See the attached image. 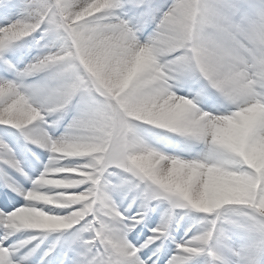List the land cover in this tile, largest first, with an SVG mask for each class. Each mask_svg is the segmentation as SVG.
I'll list each match as a JSON object with an SVG mask.
<instances>
[{
  "label": "clouds",
  "instance_id": "9594fccd",
  "mask_svg": "<svg viewBox=\"0 0 264 264\" xmlns=\"http://www.w3.org/2000/svg\"><path fill=\"white\" fill-rule=\"evenodd\" d=\"M58 2L51 0V7ZM227 2L248 7L225 19L222 0H166L160 12L163 27L143 38H126L109 26L113 0H72L57 24H46L51 48L32 62L43 66L36 78L41 94L33 104L10 111L23 113L31 124L40 107L52 111L71 105L70 120L84 123L50 148V166L37 186L23 193L28 203L4 217L5 228L48 233L71 227L96 200L91 199L94 186L70 189L111 168L165 194L180 214L191 208L227 217L214 241L225 264H248L250 252L258 254L257 264H264V187L252 175L264 172V138L251 150L244 139L256 121L264 123V0ZM45 15L31 13L6 35L21 40L45 22ZM187 79L214 94L223 111L203 108V93L180 95ZM84 82L96 91L97 102L81 111L77 105ZM133 94L156 99L131 111L112 103ZM119 120L130 130L126 139L107 133L105 126ZM177 124L205 131L207 145L200 144L190 156L165 153L149 133L167 135ZM78 158H87V171L61 163ZM173 159L182 163L173 164ZM46 208L69 211L60 215Z\"/></svg>",
  "mask_w": 264,
  "mask_h": 264
},
{
  "label": "snow or ice",
  "instance_id": "6c2138e0",
  "mask_svg": "<svg viewBox=\"0 0 264 264\" xmlns=\"http://www.w3.org/2000/svg\"><path fill=\"white\" fill-rule=\"evenodd\" d=\"M71 6L72 0H59L55 8L51 7V0H0V36L5 37L0 40V119L5 121L0 122V125L5 126L0 128V137H3L0 139V182H3L5 189H8L0 190V249L4 250L0 254V264H157V262L197 264L196 258L203 256L209 258L208 264H225L214 248V241L219 239L215 235L216 228L227 223V217L199 213L191 208L184 209L183 214H180L165 194L151 191L139 180L130 178L126 174L119 175L117 170L111 168L102 170L79 188L70 189L82 191L90 188V185L94 186L90 188L93 193L91 199L96 200L92 210L78 222L73 220L71 227L48 233L35 229L11 231L4 227V217L28 203L23 193L35 188L38 180L42 179L50 166L53 156L50 148L55 146L58 139L70 135L73 128L84 123L77 119L68 120L63 124V130L56 133L71 105L52 111L40 107V115L32 120L31 124L27 123L23 113L10 111L13 107L33 104V99L41 94L36 78L40 75L43 66L33 65L32 62L44 57L51 48L46 24H57L59 14L67 11ZM162 7L163 3H159L158 0H113L112 6L107 10L106 18L111 21L109 26L120 35L126 38H135L137 35L141 37L147 28H151L150 32H152L158 25L160 28L163 27L164 21L160 18ZM219 7L227 19L234 14L239 15L244 12L248 6L243 3L233 5L227 0H222ZM33 12L47 13L45 22H42L34 32L21 40L11 39L6 35ZM10 17L15 19H8ZM5 20L7 22H4ZM37 33L38 36L35 35ZM22 47H34L38 51L31 58H27L28 53L15 50ZM22 59L26 62L21 66ZM52 59L47 57V60ZM148 83L145 82L144 86ZM82 87L85 91L81 94L80 104L77 105L81 111L97 102L96 91H93L92 86L84 82ZM180 88L183 92V94L179 93L180 95L203 93V108L216 112L223 111L217 97L207 92L197 81L187 79L182 82ZM155 99L156 97L151 94L142 97L133 94L124 100H112V103L131 111L154 103ZM49 117L53 119L49 120ZM105 127L110 138L116 136L126 139L130 134L123 120L113 121ZM12 129L17 131L14 132ZM168 133L184 137L188 142L180 152L166 151L165 147H161L167 154L195 155L200 144L208 143L206 132L195 125L177 124L174 131ZM21 136L25 143H21ZM262 138H264V123L260 121H256L251 131L244 136L249 150ZM159 143L167 146L171 143V137L163 135L159 137ZM29 144L36 145L43 151L36 152L29 148ZM45 152L47 160L43 161ZM86 161L87 158H78L70 162L63 160L61 163H71L87 171L88 169L83 167ZM172 163L179 164L182 161L173 159ZM26 168L28 171H25ZM9 169L23 177L28 182V186L25 187L12 176ZM30 172L34 174L29 175ZM252 175L264 187V172H252ZM18 196L23 199V203L17 199ZM114 196L120 198V204L116 202ZM125 199L128 200L127 207H121ZM134 204L136 208L131 210ZM156 204H165L166 207L160 222L148 227L145 218L155 210ZM46 210L51 209L46 208ZM51 211L63 215L69 210ZM189 215L191 222L184 228L183 236L178 240L172 237L173 223L178 225L180 220ZM197 224H204L206 227L201 230L196 227ZM169 238L172 240L171 245L165 244ZM133 250L134 255H128ZM257 255L255 252L246 253L248 264H257Z\"/></svg>",
  "mask_w": 264,
  "mask_h": 264
},
{
  "label": "rangeland",
  "instance_id": "374dc122",
  "mask_svg": "<svg viewBox=\"0 0 264 264\" xmlns=\"http://www.w3.org/2000/svg\"><path fill=\"white\" fill-rule=\"evenodd\" d=\"M158 2L164 4V3H166V0H158ZM18 12H19V10H18ZM8 19H15V17H10V18H8ZM4 22H7V20H5ZM150 31H151V28H147V29L144 31V33L141 35V38H143L144 35H147V33L150 32ZM35 35L38 36L39 34L37 33V34H35ZM29 39H32V38H29ZM41 43H43V41H42ZM15 50H16V51H19V52H26V53H28V57H27V58H31V56L35 55L36 52L38 51V49H36V48H34V47H22V48L15 49ZM24 62H26V61H25L24 59H22V61H21V66L23 65ZM180 94H183V92L181 91ZM71 117H72V110L70 109V110L64 115V118H63V120L61 121V127H59V128L56 129V133H57V134H58L60 131L63 130V124H66V123L68 122V120L71 119ZM48 119L51 120V119H53V117H49ZM3 127H5V126H4V125H0V128H3ZM12 130H13L14 132L17 131L16 129H12ZM50 131H51V129H50ZM165 131H166V130H165ZM17 135L20 136V133L17 132ZM167 135H168L169 137H171V143L168 144L167 146H165V145L159 143V137H161V136H163V135L156 136V135H154V134H152V133H149V136H150L151 138H153L155 142L158 143V146H159V147H165V150H166V151H176V152H180V149L184 146L185 143H187V142H184L183 140H181V138L175 136L174 134L167 133ZM0 139H3V137H0ZM20 139H23V137L21 136ZM29 148L33 149V150L36 151V152H39L40 150H42V149L37 148L36 145L33 146V144H32ZM30 154H31V153H29V155H30ZM46 160H47V153H45L44 158H43V161H46ZM43 161H41V164L43 163ZM25 171H28V169L26 168ZM33 174H34V173H29V175H33ZM15 178H16L18 181H19V180L21 181V179H22L23 177H20L19 175H17V177H15ZM112 179H115V177H112ZM22 181H25V180L23 179ZM26 185H27V184H26ZM21 203H22V202H21ZM123 207H125V206H123ZM165 207H166L165 204H156L155 210L152 211V212H150L148 216H149V217H152V216L158 215V213H160V215H161L160 217H162V214H163V212H164ZM132 209H133V208H132ZM134 209H135V208H134ZM9 210H11V209H9ZM185 218H186L185 220H187V222H189V223L191 222L190 215H189V216H185ZM146 223H147V225H148L149 227H152L153 224H154V223H151V222L149 223V221H146ZM138 227H139V225H138ZM172 237H174V238L177 239V240L179 239L178 237H176V234L172 235ZM233 239H234V242H238V237H235V236H234ZM165 244H167V245H171V244H172V240H171V238H170V239H167V240L165 241ZM208 259H209L208 257L203 256V257H198V258H196V261H197V264H208ZM157 264H159V262H158Z\"/></svg>",
  "mask_w": 264,
  "mask_h": 264
},
{
  "label": "bare ground",
  "instance_id": "6f19581e",
  "mask_svg": "<svg viewBox=\"0 0 264 264\" xmlns=\"http://www.w3.org/2000/svg\"><path fill=\"white\" fill-rule=\"evenodd\" d=\"M21 143H24V142H21ZM9 173L11 174V175H13V176H17V174L16 173H14V172H12V170L11 169H9ZM23 180V178L21 179V183L26 187V183H27V186H28V182L27 181H22ZM2 183L3 182H0V190H8V189H5V187H4V185H2ZM13 195H16V193H13ZM17 199H19V200H21V202L23 203V199L21 198V197H17ZM114 199L116 200V202L118 203V204H120L121 203V201H120V198L118 197V196H114ZM127 204H128V200L127 199H125L124 201H123V204L121 205V207H123V206H125V207H127ZM132 208H136V205L134 204L133 206H132ZM135 210V209H134ZM149 215V214H148ZM161 215H160V213H158V215H155V216H152V217H149V216H147L146 218H145V221H149V223L151 222V223H154L153 224V226L156 224V223H158V222H160V220H161V218L162 217H160ZM186 218L184 217V219L183 220H180V222H179V224L177 225V224H175V223H173V227H172V230H171V235H174V234H176V237H178V238H180L181 236H183V234H184V228L185 227H187V224L189 223V222H187V220H185ZM145 232H147V228H145ZM36 259H38V256L36 257Z\"/></svg>",
  "mask_w": 264,
  "mask_h": 264
}]
</instances>
